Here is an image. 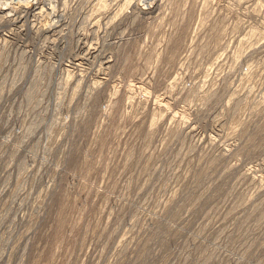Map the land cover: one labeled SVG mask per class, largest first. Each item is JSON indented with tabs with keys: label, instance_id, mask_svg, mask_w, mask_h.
Masks as SVG:
<instances>
[{
	"label": "rangeland",
	"instance_id": "374dc122",
	"mask_svg": "<svg viewBox=\"0 0 264 264\" xmlns=\"http://www.w3.org/2000/svg\"><path fill=\"white\" fill-rule=\"evenodd\" d=\"M0 264H264V0H0Z\"/></svg>",
	"mask_w": 264,
	"mask_h": 264
}]
</instances>
